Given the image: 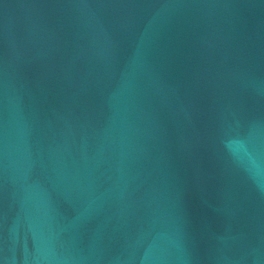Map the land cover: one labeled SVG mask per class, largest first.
Segmentation results:
<instances>
[{
	"label": "water",
	"instance_id": "95a60500",
	"mask_svg": "<svg viewBox=\"0 0 264 264\" xmlns=\"http://www.w3.org/2000/svg\"><path fill=\"white\" fill-rule=\"evenodd\" d=\"M0 264H264V0H0Z\"/></svg>",
	"mask_w": 264,
	"mask_h": 264
}]
</instances>
